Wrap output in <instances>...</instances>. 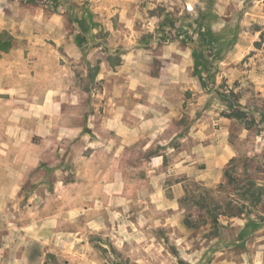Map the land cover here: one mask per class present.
<instances>
[{
    "label": "rangeland",
    "instance_id": "rangeland-1",
    "mask_svg": "<svg viewBox=\"0 0 264 264\" xmlns=\"http://www.w3.org/2000/svg\"><path fill=\"white\" fill-rule=\"evenodd\" d=\"M128 91L169 119L123 148ZM258 261L264 0H0V264Z\"/></svg>",
    "mask_w": 264,
    "mask_h": 264
},
{
    "label": "crops",
    "instance_id": "crops-1",
    "mask_svg": "<svg viewBox=\"0 0 264 264\" xmlns=\"http://www.w3.org/2000/svg\"><path fill=\"white\" fill-rule=\"evenodd\" d=\"M104 66L99 74L98 77H103L105 74L112 73L114 77H119L115 75L118 71L113 70L112 65L109 63H102ZM110 72V73H109ZM132 83L128 85V88H131ZM113 95V96H111ZM122 94L114 93V94H108L107 99L109 98L110 102L112 100V108L108 109L110 115L106 114V116L103 118V125L107 126L110 130H113L115 132V139L120 142V147L125 148L126 146L131 145L133 142L138 140L139 133H147L148 136H151V140H154V137H158V134L164 130V128L167 126L166 123H168V118L165 116V120L160 119H152L148 121L147 117L145 116V113L138 109V106L144 105L141 103H133L132 94L130 91L127 93ZM121 96V97H120ZM135 96V95H134ZM145 106V105H144ZM168 115V114H167ZM135 117V122H132V118ZM164 119V116L162 117ZM159 120V121H158ZM153 122H156L153 124ZM147 141V139L145 140ZM111 142V141H109ZM145 147H147V143H145ZM229 153V151L227 150ZM227 153V154H228ZM235 154V151H231L229 155L233 156ZM156 158L161 157L163 158L164 154L159 153L155 151L153 153ZM120 177H116V175L111 176V180L107 183V185L111 188H119L121 185ZM67 186V184H66ZM68 212L74 214L79 211V208L77 207V204H71L69 206ZM257 264H260L258 261Z\"/></svg>",
    "mask_w": 264,
    "mask_h": 264
}]
</instances>
